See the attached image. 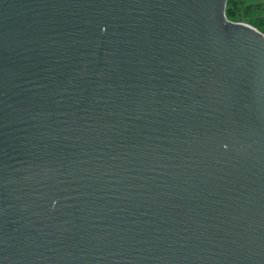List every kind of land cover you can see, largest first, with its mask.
I'll return each mask as SVG.
<instances>
[{
  "label": "water",
  "instance_id": "water-1",
  "mask_svg": "<svg viewBox=\"0 0 264 264\" xmlns=\"http://www.w3.org/2000/svg\"><path fill=\"white\" fill-rule=\"evenodd\" d=\"M228 0H0V264H264V33Z\"/></svg>",
  "mask_w": 264,
  "mask_h": 264
},
{
  "label": "trees",
  "instance_id": "trees-1",
  "mask_svg": "<svg viewBox=\"0 0 264 264\" xmlns=\"http://www.w3.org/2000/svg\"><path fill=\"white\" fill-rule=\"evenodd\" d=\"M262 10V13H257L258 9ZM241 12H245L246 16L249 14L251 17L246 21L255 25L257 29L264 33V9L262 6H246L241 0H228L226 7V15L228 19L235 22H246L238 19V15Z\"/></svg>",
  "mask_w": 264,
  "mask_h": 264
},
{
  "label": "crops",
  "instance_id": "crops-1",
  "mask_svg": "<svg viewBox=\"0 0 264 264\" xmlns=\"http://www.w3.org/2000/svg\"><path fill=\"white\" fill-rule=\"evenodd\" d=\"M246 6H262L264 9V0H241Z\"/></svg>",
  "mask_w": 264,
  "mask_h": 264
},
{
  "label": "rangeland",
  "instance_id": "rangeland-1",
  "mask_svg": "<svg viewBox=\"0 0 264 264\" xmlns=\"http://www.w3.org/2000/svg\"><path fill=\"white\" fill-rule=\"evenodd\" d=\"M257 13H262V10L261 8L258 9ZM251 16L248 14L246 16L245 12H241L239 15H238V19L241 20V21H246V19H249ZM247 22V21H246ZM248 23V22H247ZM255 27V25H253ZM257 28V27H256Z\"/></svg>",
  "mask_w": 264,
  "mask_h": 264
}]
</instances>
